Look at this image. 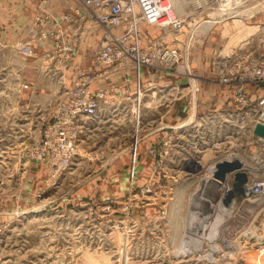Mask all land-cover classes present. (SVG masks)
Masks as SVG:
<instances>
[{"label": "rangeland", "instance_id": "rangeland-1", "mask_svg": "<svg viewBox=\"0 0 264 264\" xmlns=\"http://www.w3.org/2000/svg\"><path fill=\"white\" fill-rule=\"evenodd\" d=\"M30 1L0 0V264H189L186 240L194 237L190 203L201 186L198 175L187 178L178 171L190 156L201 157L207 145L237 144L241 120L226 117L225 132L217 136L195 127L180 136L184 151L171 149L161 157L162 139L175 135L157 131L160 117L180 125L226 101L230 87L218 84L214 58L257 46L264 0H242L230 9V18L220 15L222 20L208 31L204 20L217 9L193 13V0H180L184 30L176 44L191 70L187 89L192 93L182 89L188 72H164L163 82L150 75L140 87L132 74L128 93L140 92V102L120 97L107 116L90 121L65 170L55 169L50 151L40 145L41 129L62 93V71L42 60L39 51L27 58L16 49L29 41ZM149 28L155 36L164 34ZM165 40L171 43L173 35L165 33ZM148 80L178 83L185 91L166 104L156 88L145 85ZM117 81L120 85L122 77ZM163 160L169 170L165 174ZM207 191L204 197L212 198L214 193ZM209 202L202 199L198 205L200 224L206 223Z\"/></svg>", "mask_w": 264, "mask_h": 264}, {"label": "built area", "instance_id": "built-area-1", "mask_svg": "<svg viewBox=\"0 0 264 264\" xmlns=\"http://www.w3.org/2000/svg\"><path fill=\"white\" fill-rule=\"evenodd\" d=\"M208 1V7L229 2ZM28 4L33 14L27 26L29 41L16 44V49L27 58L39 51L42 60L62 71L61 96L55 103L52 118L40 132L43 137L40 145L50 151L52 165L57 170L69 166L77 153L78 138L87 130L90 121L107 116L120 97L140 102V92L128 93L132 74L138 87L144 77L147 80L151 75L163 82L161 74L180 72L179 69L185 76L188 72L189 80L191 70L184 64L182 50L176 44H180L184 22L172 15L169 0H31ZM143 24L155 26L164 34L147 40ZM260 30L263 35L256 47L233 49L226 56L231 70L219 71L218 76L226 82L221 84L230 86L231 90L218 110L205 111L198 119L197 115L193 117L197 122L188 120L180 125H169L164 120L165 115L160 117L157 131L170 130L175 135L162 139L166 147L161 157H167L171 149L184 151L178 145L180 136L195 127L206 130L201 132L203 134L217 136L225 132L226 117L241 120L236 131L240 137L237 144L207 145L201 157L190 156L178 171L184 177L194 178L198 174H208L233 156L245 161L240 168L228 171L221 182H225L224 190H220L224 193L233 188L236 174L246 175L242 192L234 194L236 201L232 211L225 212L216 230L210 224L215 212L207 214L203 231L207 238L195 246L189 245V264H259L264 260V137L254 133L257 125L264 127V27ZM165 33L173 35L171 43L165 40ZM92 37L96 38L93 49L90 48L94 44ZM90 50L92 55L83 58ZM242 75L250 76L249 83L241 81ZM119 76L122 77L120 85ZM188 84L189 81L182 89L192 93L187 89ZM145 85L156 88L161 93L160 100L166 104L176 101L185 91L178 83L156 85L148 80ZM226 106L238 109L232 111ZM245 117L252 123L244 125ZM215 121L218 123L213 125ZM161 167L163 174L169 171L164 160ZM196 227H191L194 236L201 231L199 228L196 231ZM212 231L216 233L211 237Z\"/></svg>", "mask_w": 264, "mask_h": 264}, {"label": "bare ground", "instance_id": "bare-ground-1", "mask_svg": "<svg viewBox=\"0 0 264 264\" xmlns=\"http://www.w3.org/2000/svg\"><path fill=\"white\" fill-rule=\"evenodd\" d=\"M241 1L242 0H229V2L224 1V3L222 2V4H215V5H212V6L208 7V4L206 3V2H209L208 0H193L191 2L192 6H193L192 7V12L193 11L195 12V10H198V12H199L201 10L208 11V9H212V8L217 9L218 12L213 13L212 14V15H214L213 17H211L212 16L211 15L206 20H204V27H205L206 31H208L214 24L219 22V20L220 21L222 20V17L220 15H226L227 18H230V17H228L229 14L231 13L230 9H233L232 8L233 6H239V3ZM169 2L172 5V15L174 14L182 22L183 20L181 19V15L179 14V7L181 5L180 0H169ZM199 7H201V8H199ZM237 12L238 11H233L232 13H234V14L236 13V15H237ZM145 25L146 24H143L141 27L144 29ZM158 37H159V35L156 36V37L152 36L149 39H152V38L156 39ZM95 39H96L95 37H92V42L94 43L93 46H90V44H89V46L92 47V48H95V46H96ZM232 51H233V49L229 50V51H224L225 52L224 56L218 55L217 58H214V61H213L214 67H213V69L217 68L219 71H229V70H231V67L229 65V62L227 61L226 56L230 55V53ZM180 54H182V53L180 52ZM187 66H189V64ZM179 70H181V69H179ZM238 76H240V75H238ZM249 79H250L249 75H242L241 76V81L244 82V83H249ZM214 81H216V80H214ZM189 82H190V79H189ZM221 83H226V82L221 81V79L218 78V84L219 85H222V86H225V87H230L228 85H223ZM230 90H231V87H230ZM54 107H55V105H54ZM218 109H219V107L216 110H218ZM227 109L232 110V111H236L238 108L237 107L228 106ZM254 131H255V128H254ZM242 163H245V161L241 157L233 156L228 161H223L220 164H218L216 166V169H213V170L209 171L208 174H204L202 176H200L198 174V176H199V177L197 176L199 178L198 182L200 183L201 187L199 186L200 187L199 191L197 193H195V195H193L191 203H190L191 206H192L191 213L189 214L190 227H192L193 225H195V226L198 225L199 226V224H200V219H199L197 213L199 212V209H200V208H198V205L202 202V199H204L206 201H210L207 204L206 208L204 209L205 210V212H204L205 217L207 216V214H209V213L211 214L212 212H215V214H216V215L213 214V220L210 221V224L212 225L211 228H213L215 230L218 228V223H219L220 219L225 216V214H226L225 212L232 211V209H233L232 205L234 204V201H236V197H235L236 195H234L235 193L233 195L230 194V193L235 191L233 189L234 186H233L232 189H227L224 193L223 192L221 193L220 190H224L223 184L225 183V182L224 183H221V182H222L225 174L228 173V171L230 172L232 170L240 168ZM219 184H221V185H219ZM208 189H211V191L214 193L212 198H208V196L204 197V195H208V191H207ZM218 194H219V196H218ZM215 195H217V197H215ZM206 224H207V220H206V223L200 224L199 229H201L200 233L203 234L202 236H194V234H193L194 228H192L193 232H191V235L194 236V237H192V238L189 237L190 239L186 240V242L189 245L192 244L193 246H195L198 243H201V241L202 242L205 241L207 236L204 234L203 231H204V228L206 227ZM215 233L216 232L212 231V232L209 233V235L212 237ZM259 264H264V260H261L259 262Z\"/></svg>", "mask_w": 264, "mask_h": 264}, {"label": "water", "instance_id": "water-1", "mask_svg": "<svg viewBox=\"0 0 264 264\" xmlns=\"http://www.w3.org/2000/svg\"><path fill=\"white\" fill-rule=\"evenodd\" d=\"M255 134L264 137V127L261 125H257L255 127ZM235 180L236 183L234 184V190L233 192H231L230 194H234L235 192H237L238 194H240L242 192V184L246 181V175L243 173H238L235 176Z\"/></svg>", "mask_w": 264, "mask_h": 264}, {"label": "crops", "instance_id": "crops-1", "mask_svg": "<svg viewBox=\"0 0 264 264\" xmlns=\"http://www.w3.org/2000/svg\"><path fill=\"white\" fill-rule=\"evenodd\" d=\"M29 7H30V6H29ZM25 8H28V6L26 5ZM19 11H20V10H19ZM150 26H151V25H145V27H144V31H146V33H147V34L145 35V39H149L150 37L155 36L154 33H155L156 31H155L154 29H151V30H150V28H149V29L147 30V28L150 27ZM145 29H146V30H145ZM160 30H161V29H160ZM159 33H160V32H158V34H159ZM158 34H157L156 36H158ZM156 36H155V37H156Z\"/></svg>", "mask_w": 264, "mask_h": 264}]
</instances>
